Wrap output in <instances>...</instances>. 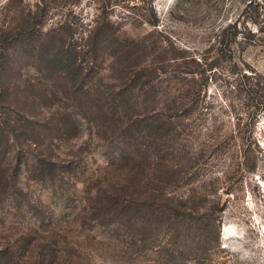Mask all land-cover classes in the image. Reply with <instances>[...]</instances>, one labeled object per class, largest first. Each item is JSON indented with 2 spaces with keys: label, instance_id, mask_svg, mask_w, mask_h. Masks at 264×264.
I'll list each match as a JSON object with an SVG mask.
<instances>
[{
  "label": "rangeland",
  "instance_id": "374dc122",
  "mask_svg": "<svg viewBox=\"0 0 264 264\" xmlns=\"http://www.w3.org/2000/svg\"><path fill=\"white\" fill-rule=\"evenodd\" d=\"M262 100L264 0H0V264H264Z\"/></svg>",
  "mask_w": 264,
  "mask_h": 264
},
{
  "label": "trees",
  "instance_id": "16d2710c",
  "mask_svg": "<svg viewBox=\"0 0 264 264\" xmlns=\"http://www.w3.org/2000/svg\"><path fill=\"white\" fill-rule=\"evenodd\" d=\"M254 85V84H253ZM246 91V93H245V102H244V104H246L247 106H254L255 104H256V102L255 103H253V100L255 99V97L253 96V91H254V88L252 87V86H248L247 87V89L245 90ZM264 101L262 100V101H258V104H257V106H259L260 104H262ZM247 159H249V156L245 153V152H243V153H241V152H239L238 153V159H237V163H236V165H237V167H239V169L241 170V171H245V170H247V167H248V165H247ZM233 166V165H232ZM227 173H229V171L228 172H226V174ZM227 176V175H226ZM123 201H127V199H125V198H123L122 199Z\"/></svg>",
  "mask_w": 264,
  "mask_h": 264
}]
</instances>
